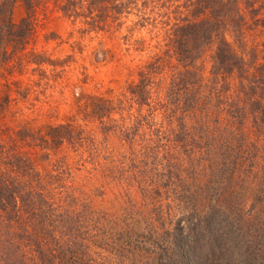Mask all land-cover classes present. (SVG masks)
<instances>
[{
	"label": "rangeland",
	"instance_id": "1",
	"mask_svg": "<svg viewBox=\"0 0 264 264\" xmlns=\"http://www.w3.org/2000/svg\"><path fill=\"white\" fill-rule=\"evenodd\" d=\"M202 4L0 0V264L264 250V0Z\"/></svg>",
	"mask_w": 264,
	"mask_h": 264
},
{
	"label": "trees",
	"instance_id": "2",
	"mask_svg": "<svg viewBox=\"0 0 264 264\" xmlns=\"http://www.w3.org/2000/svg\"><path fill=\"white\" fill-rule=\"evenodd\" d=\"M202 1V5L201 7L203 8H209L210 7V3L212 2V0H201ZM2 38V37H1ZM0 38V39H1ZM185 44V41L183 39L180 38V46L182 47ZM216 59L218 61V66L219 68H223L227 71H230L232 69H234V66L236 65L235 62L233 61L232 57L230 56L229 50L227 47H219L217 52H216ZM3 183L0 182V187H2ZM3 189L0 190H7L8 187L7 185L2 187ZM10 191V190H8ZM8 195H6L5 199H8L7 197ZM10 199H13L14 196H9ZM1 196H0V200H1ZM24 204H26L27 209H30V214L28 213V218L29 219H33L34 216H37L39 214L35 213V209L31 208L30 206H28L27 204H31L33 203L32 201H22ZM38 223L42 224V221L38 220ZM53 223V221H52ZM260 241H257L254 245L249 246V254L246 252V250L244 251L243 254H240L241 256V260H237V259H232V256H223L220 257L218 259H221L222 261H217L215 262V264H256L255 262H251V260H257L259 263L257 264H261L262 260L264 259V255L262 257V253H264V250L260 249ZM35 242V241H34ZM264 242V239L262 241V243ZM62 244H56L53 247V251L55 254V258L58 260V264H79V259H80V254L76 251L80 248H78V246H75L77 248H72V246L67 247L65 241L61 242ZM254 246V247H253ZM52 250V249H51ZM37 255H38V259L40 261V264H51L48 263L47 259L48 258V254L43 251V248H41L39 245L37 246ZM243 257V258H242ZM52 260H54V255H50V257ZM202 262V263H201ZM8 264H11L9 262V260H7ZM197 264H209V263H205L203 261H200ZM212 264V263H211Z\"/></svg>",
	"mask_w": 264,
	"mask_h": 264
}]
</instances>
